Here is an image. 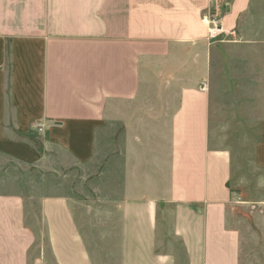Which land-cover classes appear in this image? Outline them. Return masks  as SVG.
<instances>
[{
  "label": "crops",
  "instance_id": "0c3cea01",
  "mask_svg": "<svg viewBox=\"0 0 264 264\" xmlns=\"http://www.w3.org/2000/svg\"><path fill=\"white\" fill-rule=\"evenodd\" d=\"M242 62L260 131L236 147L216 64ZM30 123L43 151L0 191V264H264V0H0V128Z\"/></svg>",
  "mask_w": 264,
  "mask_h": 264
},
{
  "label": "rangeland",
  "instance_id": "374dc122",
  "mask_svg": "<svg viewBox=\"0 0 264 264\" xmlns=\"http://www.w3.org/2000/svg\"><path fill=\"white\" fill-rule=\"evenodd\" d=\"M220 38L213 39V41H219ZM223 52H221L222 54ZM232 51H224L223 54L230 55ZM237 52H235L236 54ZM237 64V63H236ZM226 65L224 68L223 63H218L216 66L221 71V75L224 76V80L219 78L217 84L218 102H220L221 110L215 112L213 117L214 129L219 130L222 138L226 141L227 145L247 146V141H254L255 136H258L260 127L249 125L253 124L250 121L251 114L241 110L240 104L243 106L249 101L253 103V96L244 95L241 90L250 88L254 85V79H251L250 70L253 69L249 63H238L237 65ZM226 70V71H225ZM224 71V74H223ZM244 88V89H243ZM139 113H141L139 111ZM141 115V114H140ZM33 123H36L35 121ZM30 123V126L26 127H6L0 128V151L3 152V148H6V155L8 157L0 159V191L6 193L18 194V186L20 189L28 188L30 181H34L35 176L32 174L26 166L18 163V151L20 153H29L32 150L42 152L43 137L39 129L35 124ZM122 129V128H121ZM134 135L149 136L155 135L158 130H164L167 138L169 135V128H151L137 126L131 128ZM19 133V134H18ZM150 135V136H151ZM238 138V139H237ZM38 180L42 176H37ZM6 179V183L2 181ZM19 180V181H18ZM28 181V182H27ZM19 182V185H18ZM23 183V184H22ZM28 215H40V206H32L28 208ZM161 220L160 224L163 225V229H171V215L172 206L168 203H162L160 209ZM248 228L251 231L255 230L254 222L248 223ZM163 231V230H162Z\"/></svg>",
  "mask_w": 264,
  "mask_h": 264
},
{
  "label": "built area",
  "instance_id": "2783aa9c",
  "mask_svg": "<svg viewBox=\"0 0 264 264\" xmlns=\"http://www.w3.org/2000/svg\"><path fill=\"white\" fill-rule=\"evenodd\" d=\"M204 20L208 25V32L210 39H216L225 34V29L223 26L221 15L218 13L208 12L204 15ZM205 89V85L203 87ZM241 200L240 197L238 199Z\"/></svg>",
  "mask_w": 264,
  "mask_h": 264
}]
</instances>
